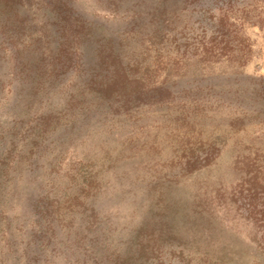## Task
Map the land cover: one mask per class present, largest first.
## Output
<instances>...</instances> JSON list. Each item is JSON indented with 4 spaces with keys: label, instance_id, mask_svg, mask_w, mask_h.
I'll return each instance as SVG.
<instances>
[{
    "label": "rangeland",
    "instance_id": "1",
    "mask_svg": "<svg viewBox=\"0 0 264 264\" xmlns=\"http://www.w3.org/2000/svg\"><path fill=\"white\" fill-rule=\"evenodd\" d=\"M258 207L264 0H0V264H264Z\"/></svg>",
    "mask_w": 264,
    "mask_h": 264
},
{
    "label": "trees",
    "instance_id": "2",
    "mask_svg": "<svg viewBox=\"0 0 264 264\" xmlns=\"http://www.w3.org/2000/svg\"><path fill=\"white\" fill-rule=\"evenodd\" d=\"M258 203H260V202H258ZM258 209H260V210H258L256 216H257L260 220H264V209H262V207H260V208L258 207Z\"/></svg>",
    "mask_w": 264,
    "mask_h": 264
}]
</instances>
